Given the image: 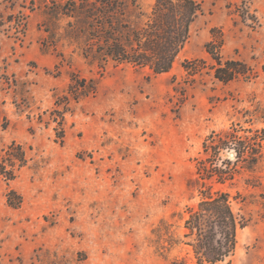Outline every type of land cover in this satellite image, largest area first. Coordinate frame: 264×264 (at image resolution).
<instances>
[{"label": "rangeland", "instance_id": "1", "mask_svg": "<svg viewBox=\"0 0 264 264\" xmlns=\"http://www.w3.org/2000/svg\"><path fill=\"white\" fill-rule=\"evenodd\" d=\"M92 1L0 0V264H198L202 190L239 220L215 264H264V0H198L157 74L96 51ZM217 58L245 72L221 81Z\"/></svg>", "mask_w": 264, "mask_h": 264}, {"label": "trees", "instance_id": "2", "mask_svg": "<svg viewBox=\"0 0 264 264\" xmlns=\"http://www.w3.org/2000/svg\"><path fill=\"white\" fill-rule=\"evenodd\" d=\"M129 2L138 10V21L128 18L126 0H94L87 4L90 8L87 17L96 23L100 20L96 25L99 30L92 31L93 39L99 40L96 51L116 61L148 67L155 74L169 71L189 36L191 24L202 11L201 3L198 0H155L150 11L144 12L136 0ZM209 46L210 42L205 49L211 53ZM216 62L214 76L221 81H230L245 72V63L241 61L227 60L226 66H222L219 58ZM233 65L242 70L230 67ZM18 159L22 160V151ZM7 165H3L1 174L11 173ZM199 170L205 178L214 174L205 172L201 165ZM238 225L227 192L202 190L196 208L191 209L184 220L183 236L198 264H215L233 254Z\"/></svg>", "mask_w": 264, "mask_h": 264}, {"label": "water", "instance_id": "3", "mask_svg": "<svg viewBox=\"0 0 264 264\" xmlns=\"http://www.w3.org/2000/svg\"><path fill=\"white\" fill-rule=\"evenodd\" d=\"M229 157H233L235 154H234V152H229Z\"/></svg>", "mask_w": 264, "mask_h": 264}]
</instances>
